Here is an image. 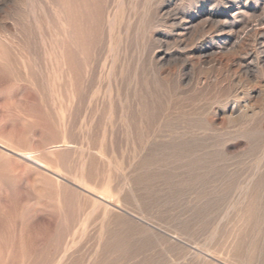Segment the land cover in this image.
<instances>
[{
	"label": "rangeland",
	"instance_id": "rangeland-1",
	"mask_svg": "<svg viewBox=\"0 0 264 264\" xmlns=\"http://www.w3.org/2000/svg\"><path fill=\"white\" fill-rule=\"evenodd\" d=\"M0 144V264H264V0H0Z\"/></svg>",
	"mask_w": 264,
	"mask_h": 264
},
{
	"label": "bare ground",
	"instance_id": "bare-ground-1",
	"mask_svg": "<svg viewBox=\"0 0 264 264\" xmlns=\"http://www.w3.org/2000/svg\"><path fill=\"white\" fill-rule=\"evenodd\" d=\"M0 147H3L1 144H0ZM18 156H20L21 158H24V159H27V160H31L29 157H28V155H26V154H21V153H16ZM32 161V160H31ZM32 162H34V163H37L38 164V166H42L41 164H39L38 162H35V161H32ZM43 167V166H42ZM97 197L98 198H100V199H103L101 196H98L97 195ZM105 200V199H104ZM107 202V201H106Z\"/></svg>",
	"mask_w": 264,
	"mask_h": 264
}]
</instances>
